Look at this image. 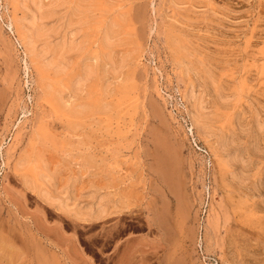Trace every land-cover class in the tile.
<instances>
[{
	"label": "rangeland",
	"instance_id": "obj_1",
	"mask_svg": "<svg viewBox=\"0 0 264 264\" xmlns=\"http://www.w3.org/2000/svg\"><path fill=\"white\" fill-rule=\"evenodd\" d=\"M14 1L0 0V242L11 232L8 264L221 263L226 237L238 224L190 123L182 93L191 75L174 62L167 35L180 32L208 55L236 59L247 37L264 41V0H133L127 19L146 52L130 71L131 99L102 129L75 133L41 98L11 27ZM39 119L51 137L70 144L59 152L49 144L36 147L56 190L70 191L77 201L107 190L127 197L132 209L88 224L26 190L12 166ZM253 238L239 242L248 246Z\"/></svg>",
	"mask_w": 264,
	"mask_h": 264
},
{
	"label": "bare ground",
	"instance_id": "obj_2",
	"mask_svg": "<svg viewBox=\"0 0 264 264\" xmlns=\"http://www.w3.org/2000/svg\"><path fill=\"white\" fill-rule=\"evenodd\" d=\"M15 1L11 27L54 119L68 132L102 129L131 99L130 71L146 52L139 37L131 35L126 8L133 0ZM167 45L183 74L191 75L182 98L193 130L214 162L218 191L238 224L226 237L219 264L255 259V246L264 241V41L255 44L247 37L236 59L208 55L180 32H169ZM40 143L58 152L70 145L51 137L39 119L12 170L46 205L88 224L132 209L127 197L107 190L89 191L85 203L73 200L70 191L56 190L54 173L36 152ZM11 237V232L1 236L0 264H8L5 249ZM246 237H254L248 246L239 242Z\"/></svg>",
	"mask_w": 264,
	"mask_h": 264
},
{
	"label": "crops",
	"instance_id": "obj_3",
	"mask_svg": "<svg viewBox=\"0 0 264 264\" xmlns=\"http://www.w3.org/2000/svg\"><path fill=\"white\" fill-rule=\"evenodd\" d=\"M264 241L259 242V244L257 246H255V251L257 252L258 256L255 259H251V260H243V261H236L233 262L234 264H264ZM262 243V244H261ZM258 248V249H257ZM240 262V263H239ZM247 262V263H246Z\"/></svg>",
	"mask_w": 264,
	"mask_h": 264
}]
</instances>
